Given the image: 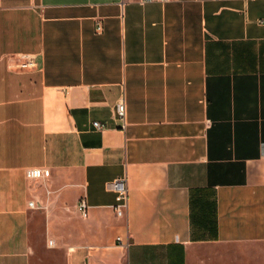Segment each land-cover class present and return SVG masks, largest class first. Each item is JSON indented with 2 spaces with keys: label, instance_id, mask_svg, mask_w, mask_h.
Returning a JSON list of instances; mask_svg holds the SVG:
<instances>
[{
  "label": "crops",
  "instance_id": "obj_1",
  "mask_svg": "<svg viewBox=\"0 0 264 264\" xmlns=\"http://www.w3.org/2000/svg\"><path fill=\"white\" fill-rule=\"evenodd\" d=\"M38 259L264 264V0H0V264Z\"/></svg>",
  "mask_w": 264,
  "mask_h": 264
},
{
  "label": "built area",
  "instance_id": "obj_2",
  "mask_svg": "<svg viewBox=\"0 0 264 264\" xmlns=\"http://www.w3.org/2000/svg\"><path fill=\"white\" fill-rule=\"evenodd\" d=\"M152 1H161L166 2L169 0H140L141 3L145 2H152ZM102 25L98 24L97 30H101ZM14 57V56H10ZM20 59V63L18 64H11V67H17L22 70L31 69L36 67V61L34 58V55L31 54H19L17 56ZM116 115L117 119L119 121V126L122 129H126L128 126V120H127V106L125 102V98L123 97L116 106ZM93 126L99 130L104 128V125L100 123L99 121H94ZM50 171L48 169H42V168H29L26 171V176L30 179H36V178H42L48 176ZM107 188L116 194V204L114 205V209L116 210L117 215L121 216L123 215L124 209L127 207V200H128V186H127V180L126 178H118L115 180H112L107 184ZM30 207H36L35 201L29 202ZM78 209L81 212L83 217H86L88 214V205L85 201V199H81L78 202ZM55 244L54 240H49V245L53 246Z\"/></svg>",
  "mask_w": 264,
  "mask_h": 264
},
{
  "label": "rangeland",
  "instance_id": "obj_3",
  "mask_svg": "<svg viewBox=\"0 0 264 264\" xmlns=\"http://www.w3.org/2000/svg\"><path fill=\"white\" fill-rule=\"evenodd\" d=\"M78 218H82L81 216H79ZM73 228L69 229L67 228V226L63 227L60 224H58L57 226L53 227L52 231L50 232V235L47 234V231L44 229V226L42 225V218L41 217H37V221L36 224L33 228V235H34V240L35 243L37 244L38 247L40 248H49L52 252L53 255V260H60L62 257V253L59 252V250H62L67 241L68 238L71 236V234L74 233V229L75 227L78 226V223L76 219L72 218L71 219ZM48 239H54L56 240V243L53 246H48L47 242ZM34 264V263H33ZM35 264H45L43 261H40V259L37 260V262L35 261Z\"/></svg>",
  "mask_w": 264,
  "mask_h": 264
}]
</instances>
